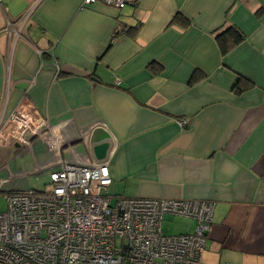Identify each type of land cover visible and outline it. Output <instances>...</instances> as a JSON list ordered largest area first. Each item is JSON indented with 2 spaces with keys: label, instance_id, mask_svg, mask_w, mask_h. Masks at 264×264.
<instances>
[{
  "label": "crops",
  "instance_id": "crops-1",
  "mask_svg": "<svg viewBox=\"0 0 264 264\" xmlns=\"http://www.w3.org/2000/svg\"><path fill=\"white\" fill-rule=\"evenodd\" d=\"M123 1L0 0V118L23 104L55 136L0 144L18 173L0 191L42 189L107 141L111 194L211 200L203 264H264V0ZM228 24L244 40L222 56Z\"/></svg>",
  "mask_w": 264,
  "mask_h": 264
},
{
  "label": "built area",
  "instance_id": "built-area-1",
  "mask_svg": "<svg viewBox=\"0 0 264 264\" xmlns=\"http://www.w3.org/2000/svg\"><path fill=\"white\" fill-rule=\"evenodd\" d=\"M103 1L119 8L125 3ZM30 138L55 140L47 120L28 106L0 118V144H28ZM111 181L103 161L65 162L49 173L47 188L6 192L0 264H203L211 200L113 195ZM166 214L193 219V230L164 233Z\"/></svg>",
  "mask_w": 264,
  "mask_h": 264
},
{
  "label": "trees",
  "instance_id": "trees-1",
  "mask_svg": "<svg viewBox=\"0 0 264 264\" xmlns=\"http://www.w3.org/2000/svg\"><path fill=\"white\" fill-rule=\"evenodd\" d=\"M137 28L138 26L127 27V28L121 27L120 29L115 30L112 33L111 37L113 38L121 33L134 32ZM215 36H216L215 40H216L217 46L222 56H224L232 47H234L235 45L239 44L240 42L244 40L243 32L233 24H228L220 32L216 33ZM240 81H243L241 77H239L238 83L236 84V88H237L236 91L238 92L248 88L250 85L249 83H243L244 85L239 87L238 84Z\"/></svg>",
  "mask_w": 264,
  "mask_h": 264
},
{
  "label": "rangeland",
  "instance_id": "rangeland-1",
  "mask_svg": "<svg viewBox=\"0 0 264 264\" xmlns=\"http://www.w3.org/2000/svg\"><path fill=\"white\" fill-rule=\"evenodd\" d=\"M16 174H18L17 172H15L13 169L12 170H6V171H0V181L1 179H10L11 177H14ZM27 178H29V176H27ZM46 188L48 187V185L45 186ZM5 193L3 191H0V209L4 210L6 208V198H5ZM179 221H181L178 218H169V217H163L162 219V230L165 233H170L172 232V228L175 227V224L178 223ZM171 223V224H170ZM77 264H83V263H77Z\"/></svg>",
  "mask_w": 264,
  "mask_h": 264
},
{
  "label": "water",
  "instance_id": "water-1",
  "mask_svg": "<svg viewBox=\"0 0 264 264\" xmlns=\"http://www.w3.org/2000/svg\"><path fill=\"white\" fill-rule=\"evenodd\" d=\"M110 147V143L107 141H101L92 146V151L95 159L98 161H103L106 158L107 151Z\"/></svg>",
  "mask_w": 264,
  "mask_h": 264
}]
</instances>
